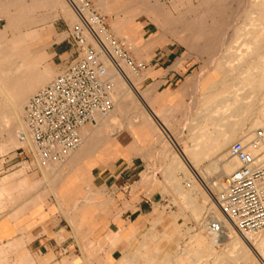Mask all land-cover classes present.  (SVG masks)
<instances>
[{
    "label": "rangeland",
    "instance_id": "obj_1",
    "mask_svg": "<svg viewBox=\"0 0 264 264\" xmlns=\"http://www.w3.org/2000/svg\"><path fill=\"white\" fill-rule=\"evenodd\" d=\"M60 1L71 14L65 2ZM88 1L105 17L111 34L121 39L135 62L142 63L136 57L140 39L132 33L141 25L145 38L180 42L181 54H187L193 67L209 72L206 85L191 93V98L182 106L158 109L147 99L142 103L139 98L138 83L144 74L130 71L123 63L120 64L122 76L110 68L109 77L114 84L111 112L98 116L95 124L82 130L83 145L63 164L41 169L44 179L28 185L20 177L35 168L30 154L25 157L28 163L21 164L20 159L2 164L3 156L13 157L19 147L31 148L18 141V135L24 133V107L31 96L61 71L53 65V68L45 65L39 68L29 60L26 50L31 45L26 44L25 38L33 30V24L2 23L0 167L5 170L18 166L1 175L6 177L0 181V213L36 192L43 181L48 185L47 193L54 194L57 182L68 169L69 159L91 150L99 160L110 154L112 146L124 145L131 138L147 161L145 173L141 174L142 182L146 183L140 190L138 184L133 185L117 197L123 198L124 209H133L131 202L138 201L139 191L147 197L156 193L150 210L155 209V213L152 222L146 214L143 227L136 222L138 233L129 242L130 253L119 264H261L264 241L262 245L256 244L257 239L264 238V231L253 234L257 238L251 242L254 250L236 230L226 232L229 240L217 247L205 232L203 222L208 214H217L212 195L223 183L224 174L234 171H227L233 163L226 156L228 147L264 128V0ZM19 3L17 14L26 17V21L40 18L32 12V0ZM112 15L118 22L112 23ZM133 21L142 24H132ZM27 87L34 90L30 92ZM21 93L29 96L16 112L10 105ZM169 136H174L177 146L181 143L179 151L168 143ZM225 137H232L226 146ZM209 138L216 140L213 143L217 147L205 150ZM14 180H18L16 184ZM117 263L97 258L93 264ZM0 264H7L6 260H0Z\"/></svg>",
    "mask_w": 264,
    "mask_h": 264
},
{
    "label": "crops",
    "instance_id": "obj_2",
    "mask_svg": "<svg viewBox=\"0 0 264 264\" xmlns=\"http://www.w3.org/2000/svg\"><path fill=\"white\" fill-rule=\"evenodd\" d=\"M19 1L0 0V25L33 24V30L25 38L26 44L31 45L26 50L29 60L39 68L53 65L62 71L75 57L67 38L75 22L73 12L67 6L74 20L60 0H32V12L40 18L28 22L17 14ZM112 16V23L118 22ZM142 33L145 34L141 25L132 33L140 39L136 57L146 65L140 73L144 77L138 83L139 98L142 103L147 99L158 109L182 106L191 93L206 85L209 72L193 67L187 54H181L180 42L145 38ZM168 140L174 150L181 149L174 136ZM139 148L129 138L124 145L112 146L110 154L99 160L95 152L84 151L69 159L68 169L57 182L54 194L47 193L48 185L43 181L36 192L1 212L0 260H6L7 264H93L102 258L107 263H121L130 253L129 242L138 233L136 222L143 227L146 214L152 222L155 213V209L150 210L156 193L147 197L139 191L138 201L131 202L133 209H124L123 198L117 197L133 185L138 184L140 190L146 183L142 182L141 174L145 173L147 161ZM1 175L0 181L6 177ZM44 177L41 170L32 168L20 178L30 185Z\"/></svg>",
    "mask_w": 264,
    "mask_h": 264
},
{
    "label": "built area",
    "instance_id": "obj_3",
    "mask_svg": "<svg viewBox=\"0 0 264 264\" xmlns=\"http://www.w3.org/2000/svg\"><path fill=\"white\" fill-rule=\"evenodd\" d=\"M64 1L75 16L67 36L75 57L24 107V133L18 135V141L31 148H17L13 157L3 156L2 164L16 159L22 161L19 164L28 163L26 154H30L37 170L63 164L80 147L81 128L95 124L97 116L113 109L108 68L120 73L123 63L136 74L146 69L111 34L105 17L88 0ZM226 156L237 166L223 178L224 186L212 195L213 202L221 220L230 222L238 234L258 233L264 229V130L259 128L231 143ZM16 166L5 170L0 167V175ZM221 220H207L208 235L220 237Z\"/></svg>",
    "mask_w": 264,
    "mask_h": 264
},
{
    "label": "bare ground",
    "instance_id": "obj_4",
    "mask_svg": "<svg viewBox=\"0 0 264 264\" xmlns=\"http://www.w3.org/2000/svg\"><path fill=\"white\" fill-rule=\"evenodd\" d=\"M121 40V39H120ZM122 42V41H121ZM252 42V41H251ZM253 44V43H252ZM255 49V48H254ZM263 54V53H262ZM260 56H262V55H260ZM246 58V57H245ZM262 59H264V57L262 58ZM261 59V60H262ZM258 60H260V59H258ZM250 64V63H249ZM252 64V63H251ZM253 64H255V63H253ZM251 67H253V65L251 66ZM262 68V67H261ZM250 69V68H249ZM109 72H110V67L108 68V76H109ZM247 72V71H246ZM254 72V71H253ZM118 74H120V76H122V73H118ZM253 75V74H252ZM256 75V74H255ZM254 75V76H255ZM119 78H121V77H119ZM259 79V78H258ZM251 81V80H250ZM253 82H255V81H253ZM252 82V83H253ZM257 82H259V81H257ZM264 82V81H263ZM252 83H250V84H252ZM112 84H113V81H112ZM254 84V83H253ZM264 85V84H263ZM33 87V86H32ZM255 87V86H254ZM253 87V88H254ZM35 88H37V87H35ZM27 90H29L30 92H32L34 89H31L30 87H27ZM32 90V91H31ZM37 90V89H36ZM113 93H114V84H113ZM112 93V94H113ZM29 96V94H20V96L18 97V98H16L17 99V101H13V105H10V106H12V107H14V110H16V112H18L19 111V109H20V107L23 105V103L26 101V99H27V97ZM11 107V108H12ZM205 116V115H204ZM97 118H98V116L96 117V120H97ZM199 119L197 118V121H198ZM87 125H85L84 127H82L81 128V130H80V136H81V139H82V135H81V133H82V130L86 127ZM228 127V126H227ZM263 128V127H262ZM228 129V128H227ZM264 129V128H263ZM201 131V130H200ZM212 132V131H211ZM232 130L231 131H229V133H231V135H232ZM200 133V132H199ZM196 135V134H195ZM194 139V138H193ZM230 140H232V137H225V140H224V145L226 146V145H228V143H229V141ZM196 141V140H195ZM214 141H216L215 139H212V138H209L208 139V141H206L204 144H205V150H211V149H214V148H216L217 146L216 145H214ZM217 143V142H216ZM83 145V139H82V143H81V145H80V147ZM224 146V147H225ZM79 147V148H80ZM78 148V149H79ZM77 149V150H78ZM76 151V150H75ZM73 153V152H72ZM71 153V154H72ZM181 157H183V156H181ZM191 157V156H190ZM194 158V157H193ZM197 158V157H196ZM195 159V158H194ZM183 160L185 161V159L183 158ZM197 162V161H196ZM231 162H233V161H231ZM178 163V162H177ZM189 163V162H188ZM180 164V163H179ZM197 165V164H196ZM177 166V165H176ZM235 166H236V163L235 162H233V163H231V164H229L228 165V168H227V171H233V169H235ZM227 176V174H224V178ZM189 185V184H188ZM190 186V185H189ZM223 186H224V182L223 183H220V186H219V189L217 190V191H219V190H221L222 188H223ZM213 208H214V210L216 211V215L215 214H208V217H207V219H206V221H204L203 222V225H204V229H205V232H206V222H207V220H209V219H220L221 220V217H220V214H219V212H218V210H217V208H216V206H215V204L213 203ZM222 221V234L220 235V237H218V238H216V237H213V236H210V235H208L209 237H210V239H212V241L217 245V247H220L224 242H226V241H228L229 240V237L226 235V232H229L230 230H234L235 231V229H234V227H233V225L230 223V222H228V221H224V220H221ZM262 231H264V229L262 230ZM262 231H260V232H262ZM207 233V232H206ZM242 237V239H243V241L252 249V250H254L253 249V247H252V245H251V242L253 241V240H255V239H257L256 238V236L255 235H244V236H241ZM264 241V238L262 239V240H258L257 239V244L256 245H262L261 243ZM255 245V246H256ZM242 247V246H241ZM262 249V248H261ZM259 251V250H258ZM246 252V251H245ZM260 254H262V253H260ZM248 256V258H249V255H247ZM257 257V256H256ZM259 258V257H258ZM254 261V260H253ZM261 264H264V262H261Z\"/></svg>",
    "mask_w": 264,
    "mask_h": 264
}]
</instances>
